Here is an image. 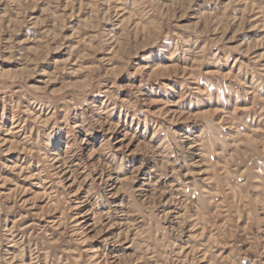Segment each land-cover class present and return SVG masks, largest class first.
I'll return each instance as SVG.
<instances>
[{
    "label": "rangeland",
    "instance_id": "obj_1",
    "mask_svg": "<svg viewBox=\"0 0 264 264\" xmlns=\"http://www.w3.org/2000/svg\"><path fill=\"white\" fill-rule=\"evenodd\" d=\"M0 264H264V0H0Z\"/></svg>",
    "mask_w": 264,
    "mask_h": 264
}]
</instances>
